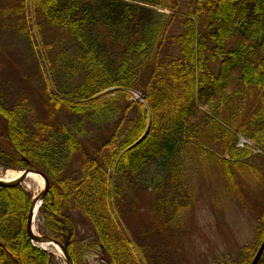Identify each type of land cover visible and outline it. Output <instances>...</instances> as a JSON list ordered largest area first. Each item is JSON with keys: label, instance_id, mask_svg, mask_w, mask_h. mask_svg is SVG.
<instances>
[{"label": "trees", "instance_id": "16d2710c", "mask_svg": "<svg viewBox=\"0 0 264 264\" xmlns=\"http://www.w3.org/2000/svg\"><path fill=\"white\" fill-rule=\"evenodd\" d=\"M31 5L78 43L71 63L62 60L75 85L58 84L64 97L49 94L47 100L71 118L35 120L28 99L10 106L0 96V166L48 177L40 219L46 235L68 245L75 264H142L143 250L126 236L113 208L120 210L129 176L154 166L184 184L186 173L211 162L222 166L228 189L237 190L233 170L242 171L253 156L238 147L239 135L264 148V0ZM110 89L115 96L102 95ZM131 91L145 102L132 100ZM102 125L113 131L92 156L86 143ZM77 159L79 170L71 172ZM160 177L149 186L158 179L162 185ZM31 205L23 186H0V264H57L27 233ZM262 214L256 243L243 247L237 262L214 264L252 263L264 241ZM81 223L92 228L93 240L81 235Z\"/></svg>", "mask_w": 264, "mask_h": 264}, {"label": "rangeland", "instance_id": "374dc122", "mask_svg": "<svg viewBox=\"0 0 264 264\" xmlns=\"http://www.w3.org/2000/svg\"><path fill=\"white\" fill-rule=\"evenodd\" d=\"M78 47L69 32L56 30L43 21L33 11L31 0H0V96L10 106L28 99L35 120L53 114L56 122L67 123L71 117L49 108L47 100L49 94L64 97L58 84L75 85L63 72L62 60L71 63ZM115 91L110 89L102 95L115 96ZM135 93L130 92L131 99L144 103L143 94ZM112 131V125L94 129L93 142L86 143L90 155H95ZM238 147L249 150L253 156L242 171L233 170L237 190L228 189L222 166L211 162L195 174L186 173L184 184L175 182L172 173L158 172L154 166L129 176L128 184L122 186L120 210L113 208L126 236L143 250L142 264L237 262L242 248L256 243L258 220L264 212V148L255 149L254 143L243 135H239ZM71 164V172L79 170V159ZM0 170L2 175L20 172L1 166ZM109 174L113 183L118 184L114 170ZM154 175L163 176L164 183L160 185L158 179V186L150 187ZM22 186L32 194V200L43 190L36 185L30 189L25 183ZM40 218L39 210L37 231L46 235ZM80 230L83 237L94 239L88 224L81 223ZM33 245L54 256L57 264H65L55 251ZM90 261L96 264L98 260Z\"/></svg>", "mask_w": 264, "mask_h": 264}, {"label": "water", "instance_id": "95a60500", "mask_svg": "<svg viewBox=\"0 0 264 264\" xmlns=\"http://www.w3.org/2000/svg\"><path fill=\"white\" fill-rule=\"evenodd\" d=\"M147 133H148V131H147ZM147 133L136 144L140 143L145 138ZM20 172H23V174L14 182H5L2 179H0V186H2L4 188L22 186L26 182V179L28 178V176L30 174L39 175L44 180L43 190L39 193V195L36 198H34L32 200V205H31V209L29 211V216H28V220H27V224H26L27 233H28L31 241L35 245H37V244H49V245H52V246L59 248L62 255L64 256L65 264H75L73 258L71 257V255L68 251V245L67 244H62L57 239H55L49 235L36 234L35 230H34V221L36 219L38 211L40 210L41 206L43 205V203L45 201L46 195H47L48 190H49V184L50 183H49L48 177L43 172L37 171V170H22ZM263 254H264V241L261 244V246L258 250V253L255 256V258L253 259L251 264H259Z\"/></svg>", "mask_w": 264, "mask_h": 264}, {"label": "bare ground", "instance_id": "6f19581e", "mask_svg": "<svg viewBox=\"0 0 264 264\" xmlns=\"http://www.w3.org/2000/svg\"><path fill=\"white\" fill-rule=\"evenodd\" d=\"M23 174V172H17V173H14V174H6V175H2V172L0 170V179H2L3 181L5 182H14L16 181L21 175ZM25 184L27 185V187L30 189L32 188L34 185L40 187L43 189L44 187V180L42 177H40L39 175H36V174H30L28 176V178L26 179V182ZM39 195V192H37V195L36 197ZM35 197V198H36ZM38 219H39V211H38V214L36 216V219L34 221V230H35V233L36 234H39L38 231H37V223H38ZM37 246L39 248H42L44 250H47V251H55L63 260H64V256L62 255L61 251L59 248L55 247V246H51L49 244H37Z\"/></svg>", "mask_w": 264, "mask_h": 264}]
</instances>
